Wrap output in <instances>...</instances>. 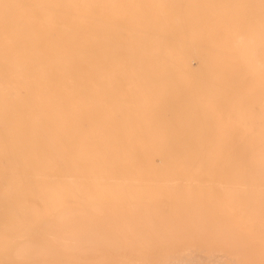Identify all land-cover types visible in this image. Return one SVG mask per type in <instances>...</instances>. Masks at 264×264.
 <instances>
[{
  "label": "bare ground",
  "instance_id": "6f19581e",
  "mask_svg": "<svg viewBox=\"0 0 264 264\" xmlns=\"http://www.w3.org/2000/svg\"><path fill=\"white\" fill-rule=\"evenodd\" d=\"M9 2L0 264H264V0Z\"/></svg>",
  "mask_w": 264,
  "mask_h": 264
},
{
  "label": "rangeland",
  "instance_id": "374dc122",
  "mask_svg": "<svg viewBox=\"0 0 264 264\" xmlns=\"http://www.w3.org/2000/svg\"><path fill=\"white\" fill-rule=\"evenodd\" d=\"M24 1H26V0H24ZM9 3V5L11 6V3L9 2V0H7V4ZM23 6V5H22ZM21 6V7H22ZM36 27H38L37 29H36V32H40L41 31V28H42V26L41 25H39V26H36ZM8 28H10V27H8ZM24 29V33H25V30L27 31V27L25 26V27H23ZM10 30L11 29H6L5 30V32H7V33H9L10 32ZM27 42H29V41H27ZM36 43H40V41H37ZM23 45V44H22ZM36 45H38V44H36ZM34 48V47H38V46H32V45H30V48ZM30 48H28V46L26 45V44H24L20 49H18L16 46H14L13 44H10L8 47H7V52L8 53H10V50H12V49H18V51H20V53H21V55L24 53V51H26V50H28V49H30ZM18 51H16V52H18ZM0 58H2L1 57V55H0ZM24 58L25 57H23V60H24ZM28 59L29 60H32L33 58L32 57H30V56H28ZM29 63L30 62H27V64L29 65ZM0 70H1V73L3 74V75H6V74H9V72H10V70H11V66H10V64L9 63H4V64H2L1 65V67H0Z\"/></svg>",
  "mask_w": 264,
  "mask_h": 264
}]
</instances>
